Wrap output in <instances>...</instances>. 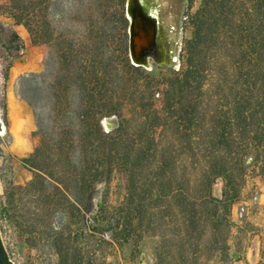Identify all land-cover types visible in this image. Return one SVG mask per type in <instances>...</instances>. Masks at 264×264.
Segmentation results:
<instances>
[{"label":"trees","instance_id":"trees-1","mask_svg":"<svg viewBox=\"0 0 264 264\" xmlns=\"http://www.w3.org/2000/svg\"><path fill=\"white\" fill-rule=\"evenodd\" d=\"M192 2L178 68L151 70L129 61L124 0L0 6L46 49L43 69L15 84L44 147L20 159L29 182L1 178L0 223L26 244L45 241L60 264L86 263L92 244L117 257L129 249L137 264L240 259L232 208L251 174L264 184V0H200L194 13ZM0 48L5 119L25 46L2 22Z\"/></svg>","mask_w":264,"mask_h":264},{"label":"rangeland","instance_id":"rangeland-1","mask_svg":"<svg viewBox=\"0 0 264 264\" xmlns=\"http://www.w3.org/2000/svg\"><path fill=\"white\" fill-rule=\"evenodd\" d=\"M124 0V6H125ZM191 0H143L147 3L150 13L157 15L160 19L161 40L160 44L164 48L166 58L157 62L164 65L169 64L178 68L179 66V50L185 39L190 37V30L185 24V13ZM9 0H0V6L7 5ZM200 6V0H193L190 12L194 13ZM9 18L2 15L0 10V22L3 24L10 23ZM10 25V24H9ZM31 45V44H30ZM41 50L40 65L43 69V61L46 55V49L38 46ZM175 53V55H174ZM27 54L26 47L20 57L14 59H22ZM6 55L0 48V101L2 94V78L1 70L5 64ZM154 65V64H153ZM156 66V65H155ZM171 68V67H170ZM17 79L10 84V89H14ZM7 88V85H6ZM17 97V96H16ZM17 120V116H15ZM0 195L3 192V181L6 183L12 180L16 185L23 186L32 178L31 172L24 168L20 159L28 156H17L10 150L11 137L8 131V118L4 119V115L0 106ZM42 140L37 139L36 143L40 144ZM40 146V145H38ZM114 192L121 191V187L113 188ZM221 186L216 184L213 188L215 196H219ZM119 195H111L113 202ZM232 220L235 228L231 237V245L235 249L241 251L240 259L232 264H257L260 260V242L264 243V184L255 173L251 174L247 179V184L243 190L240 200L232 208ZM1 233L0 239L6 252L8 260L11 264H60L57 257L53 254L50 246L41 241L38 243L37 249L23 240L18 238L15 231L0 223ZM154 242L146 240L144 242L143 251L147 256L151 253ZM87 259L84 264H137L139 257L132 258L129 249H125L124 253L118 257L112 255L111 251L104 245L95 247L93 244L87 247ZM141 254V258H145ZM90 258V259H89ZM89 259V261H88Z\"/></svg>","mask_w":264,"mask_h":264},{"label":"crops","instance_id":"crops-1","mask_svg":"<svg viewBox=\"0 0 264 264\" xmlns=\"http://www.w3.org/2000/svg\"><path fill=\"white\" fill-rule=\"evenodd\" d=\"M9 24L21 36L27 51V54L22 59L13 62L6 84V114L8 118V131L11 137L10 150L17 156H28L38 149H43V138L36 133L29 107L16 97L14 89H10L9 86L25 73L40 72L42 70L40 65L41 50L38 46L32 45L27 31L22 26L14 25L12 20H10ZM15 116H17V120ZM37 139L42 140V142L37 144Z\"/></svg>","mask_w":264,"mask_h":264},{"label":"water","instance_id":"water-1","mask_svg":"<svg viewBox=\"0 0 264 264\" xmlns=\"http://www.w3.org/2000/svg\"><path fill=\"white\" fill-rule=\"evenodd\" d=\"M125 17L128 21V58L131 65L151 70L153 64L161 68L173 65L160 64L156 60V21L151 15L145 14L137 0H126L124 6ZM175 55V53H174ZM109 128V125H105ZM0 264H11L0 239Z\"/></svg>","mask_w":264,"mask_h":264},{"label":"bare ground","instance_id":"bare-ground-1","mask_svg":"<svg viewBox=\"0 0 264 264\" xmlns=\"http://www.w3.org/2000/svg\"><path fill=\"white\" fill-rule=\"evenodd\" d=\"M137 1L139 3L141 10L145 14L151 15L152 17L155 18L156 26H157L155 51H156V54L159 60H165L166 58L165 51H164V48L160 44V40H161L160 19L157 15L149 12L147 3L143 2V0H137ZM0 134H1V131H0Z\"/></svg>","mask_w":264,"mask_h":264},{"label":"flooded vegetation","instance_id":"flooded-vegetation-1","mask_svg":"<svg viewBox=\"0 0 264 264\" xmlns=\"http://www.w3.org/2000/svg\"><path fill=\"white\" fill-rule=\"evenodd\" d=\"M156 58H158V57H157V54H156Z\"/></svg>","mask_w":264,"mask_h":264}]
</instances>
